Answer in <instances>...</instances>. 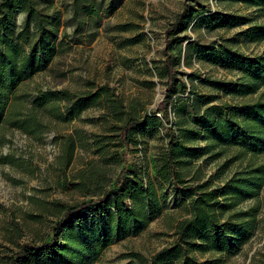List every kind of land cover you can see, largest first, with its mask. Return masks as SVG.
Returning a JSON list of instances; mask_svg holds the SVG:
<instances>
[{"label":"rangeland","instance_id":"1","mask_svg":"<svg viewBox=\"0 0 264 264\" xmlns=\"http://www.w3.org/2000/svg\"><path fill=\"white\" fill-rule=\"evenodd\" d=\"M95 1L101 6L100 16L89 21L81 34L82 43H69L70 47L60 51L45 70L25 80L16 91L25 103L17 108L32 113V98L39 90L68 89L81 95L105 86L108 96L101 97L99 104L70 121H56L40 112L41 125L33 133L8 125L0 127V264H11L22 243L39 244L49 238L50 225L61 218L55 202L74 205L98 197L111 187L125 162L121 156L123 149L132 165L133 182L142 180L147 184L151 180L156 184L154 166L157 157L169 146L168 128L185 145L205 147L208 142L201 136L184 137L179 128L194 129L195 115L208 105L246 103L258 97V94L232 97L214 89L205 78L238 81L242 73L200 59L187 50L186 44L194 42L204 47L223 44L250 57L263 54L264 39L249 41L241 32L251 24L264 23V6L256 8L229 0ZM55 2L60 7V0ZM186 2L208 14L242 16L245 22L224 28L190 23L174 35L177 40L167 51L165 30ZM112 6L115 10L107 14L105 10ZM62 15L61 32L68 34L65 40L78 37L73 36L74 27L67 23L68 14ZM24 17L19 13L17 23L21 24ZM94 31L97 34L88 43L86 36ZM166 52L175 57L177 92L172 93L167 117H163L156 107L169 94L163 65ZM178 97L187 103L181 115L172 112ZM145 114L159 116L161 124L137 129L124 146L120 128L127 120L141 119ZM68 144H74V150L72 159L66 162L64 149ZM214 152L219 155L213 157ZM237 152L236 146L223 150L214 147L192 159L182 173L186 180L194 179V183L210 181L212 187L221 186L246 162L245 158H236ZM261 159L264 154L256 157V161ZM174 188L162 186L163 209L146 229L111 243L92 264H151V256L175 240L177 221L188 216ZM127 200L126 197L124 202ZM253 203L259 205V212L251 238L236 251L207 253L199 255V260L218 258L219 264H264V187L256 199L239 207ZM93 216L95 213L87 211L80 218Z\"/></svg>","mask_w":264,"mask_h":264},{"label":"trees","instance_id":"2","mask_svg":"<svg viewBox=\"0 0 264 264\" xmlns=\"http://www.w3.org/2000/svg\"><path fill=\"white\" fill-rule=\"evenodd\" d=\"M229 1H241L256 8L264 6V0ZM100 10L101 6L95 0H60V7L55 0H0V127L8 125L24 133H33L40 128V112L56 121H70L87 108L99 104L101 97L108 96L105 86L81 95L68 89L39 90L32 98V113L17 108L18 104L25 103L16 93L18 87L45 70L60 51L70 47L69 43H82L81 34L89 21L100 16ZM114 10L115 6H112L105 11L110 14ZM19 13L25 15L21 24L16 20ZM63 13L68 14L67 23L74 27L73 36L78 35L68 41L65 40L66 31L61 32ZM244 22L242 16L208 14L186 2L165 30L166 49L173 47L177 40L174 35L185 30L190 23L224 28ZM94 25L98 26L97 23ZM96 34V31L88 34L86 41H93ZM241 35L249 41L263 40L264 23L251 24ZM186 45L187 50L200 59L242 73L238 81L205 78L214 89L232 97L253 94L258 97L246 103L208 105L201 114L195 115L194 129L179 128L184 137L198 139L201 136L208 142L205 147L185 145L168 128L169 146L157 157L154 166L156 184L151 180L147 184L142 180L133 182L132 165L123 149L121 156L125 162L112 186L105 188L100 196L74 205L55 202V210L61 218L50 225L49 238L39 244L22 243L11 264L94 263L108 245L140 233L161 213L165 200V193L161 192L164 184L175 187L188 216L177 221L175 240L156 251L150 258L151 264H219L218 258L201 261L198 256L231 253L251 238L257 227L259 205L253 203L246 208L239 205L256 199L264 187V159L256 161V157L264 154V92L261 91L264 89V53L250 57L223 44L204 47L190 42ZM163 65L169 94L156 109L167 117L169 99L177 92L175 57L166 52ZM177 100L172 112L181 115L186 111V99L178 97ZM160 124L159 116L152 114L129 119L120 128V141L127 146L137 129ZM235 146L238 147L236 158H245L246 162L221 186L212 187L210 181L194 183L192 178L185 179L182 171L192 159L214 147L223 150ZM64 150L66 162H69L74 144H68ZM217 155L219 152L212 154L213 157ZM126 197L128 200L124 202ZM87 211L95 216L80 218Z\"/></svg>","mask_w":264,"mask_h":264}]
</instances>
